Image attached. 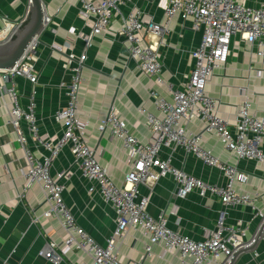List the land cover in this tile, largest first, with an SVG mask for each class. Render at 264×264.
<instances>
[{"label": "crops", "instance_id": "0c3cea01", "mask_svg": "<svg viewBox=\"0 0 264 264\" xmlns=\"http://www.w3.org/2000/svg\"><path fill=\"white\" fill-rule=\"evenodd\" d=\"M29 0H0V35L9 25H16L23 19ZM249 6L257 5L260 0H237ZM167 0H135L144 12L142 21L148 24L150 19L162 23ZM44 12L51 17L52 23L44 26L35 41V68L37 83L34 86V113L39 134L59 137L62 127L55 120L57 109L66 103L65 87L61 82L69 80L70 72L66 68L67 55L79 56L84 50L81 31L89 33L90 25L80 16V4L77 0H42ZM123 13L128 7L123 6ZM120 17L114 16L108 28L93 35L86 49L82 67V80L78 94V114L85 123V137L88 144L96 150L100 164L107 167L108 173L117 185H122L124 175L129 170L126 153L119 139H111L108 130L100 132L98 124L105 117L110 105H114L125 118L131 132L140 140L146 141L149 131L145 118L139 113L142 107L158 116L149 90L170 99L166 88L155 83L135 63L128 58L126 47L121 42ZM144 43L152 45L163 62L161 74L166 81L181 88L194 65L191 50L201 39L202 31L192 28V19L185 20L175 15L169 25V31L160 37L145 30L142 31ZM253 47L239 35L232 37L229 54L225 64L217 67L208 81L205 92L218 99V113L231 124L241 101V91L251 97V112L264 113V91L262 78L264 66L254 54ZM21 104H26L32 84L24 77H16ZM188 128L193 132H202L200 144L212 151L221 161L235 165L245 171L248 180L236 184L238 192H248L254 200L246 204L224 207L216 195L200 196L196 189L185 197L174 195L176 188L169 174L156 181L140 183V195L148 197L147 211L154 217L165 213L167 226L194 240H200L215 228L216 221L223 216L226 224H241L245 227L244 239L248 244L257 232L261 219L256 209L264 211V161L238 159L234 152L227 150L214 133L202 130V123L192 120ZM29 146L39 156L47 151L36 147L32 138ZM169 149H164L161 157H166ZM172 164L186 173L199 177L208 183L224 185L226 177L217 167L205 165L194 154L176 147L172 155ZM26 161L22 149L16 140V132L8 123V115L0 97V264H93L90 256L72 247L61 253L58 263L39 255V251L48 242L61 245L66 232L54 217L43 216L47 208L44 194L38 184H32L23 191L25 178L22 170ZM64 171L61 178L65 188L63 199L70 209L75 223L82 227L101 245L112 233L114 211L106 203L95 185L83 177L81 169L75 163L68 145H65L54 159L50 172L55 175ZM224 211V213L222 212ZM147 239L140 231L129 229L118 243L119 259L125 264L140 261L141 264H178L175 253L164 252L162 244L152 246L145 253ZM60 252L59 248H56ZM225 262V261H224ZM223 264V261H221ZM234 264H264V231L253 250L242 252Z\"/></svg>", "mask_w": 264, "mask_h": 264}, {"label": "built area", "instance_id": "2783aa9c", "mask_svg": "<svg viewBox=\"0 0 264 264\" xmlns=\"http://www.w3.org/2000/svg\"><path fill=\"white\" fill-rule=\"evenodd\" d=\"M80 4V16L90 31L80 34L84 50L79 56L72 52L67 55L65 65L70 72L69 80L61 82L65 87L66 103L55 111L54 117L62 127L59 137L39 134L34 111V86L37 83L35 68V42H33L16 64L10 69H0V97L8 115V123L16 132V140L23 151L26 168L22 170L25 178L23 191L32 184H38L44 194L47 208L43 216L54 217L66 232L61 245L48 242L39 251V255L58 263L61 253L72 247L90 256L93 264H125L119 259L118 243L129 229L138 230L147 239L145 253L152 246L161 243L164 252L175 253L178 264H221L228 260L234 250L246 244L245 227L241 224H226L223 216L216 221L215 228L203 239L194 240L167 226L165 213L157 217L147 211L148 197L140 195L138 185L156 181L159 177L171 175L175 181L174 195L185 197L196 189L200 196L216 195L224 207L246 204L254 200L248 192H238L236 184L246 183L248 175L235 165L227 164L215 156L211 150L200 144L202 132H193L188 128L192 120L202 123V130L214 133L220 143L235 153L238 159L264 161V113L251 112V97L246 89L241 91V101L237 107L233 122V132L229 121L218 113L219 101L205 92L206 85L217 67L225 64L229 54L232 37L239 35L253 47L254 54L264 66V0L249 6L237 0H167L164 7V20L158 23L150 19L144 24V12L135 0H77ZM128 7L123 13L122 7ZM179 15L185 20L192 19V28L201 29L199 44L191 50L194 65L181 88L166 81L162 74L163 62L152 45L144 43L142 31L160 37L169 31L172 18ZM114 16L120 17L119 35L126 47L128 58L155 83L163 85L170 99L149 90L155 108L160 116L140 107L139 113L145 118L149 131L146 141L137 138L127 126L126 120L110 105L105 117L100 119V132L108 130L111 139H119L126 153L129 170L124 175L122 185H117L108 173L107 167L100 164L96 150L85 137V123L79 118L78 94L82 80V67L86 49L93 35L105 31ZM44 26L52 19L44 12ZM15 25H9L0 40L5 38ZM262 78L264 91V75ZM16 77H24L32 84L28 101L21 104ZM32 138L36 147H42L46 154L37 156L28 144ZM68 145L75 163L81 169L83 177L96 185L102 199L114 211L115 227L106 244L101 245L82 227L75 223L74 217L66 205L62 191L65 188L61 178L64 171L52 175L50 172L54 159ZM176 147L194 154L205 165L217 167L226 177L224 185L208 183L199 177L186 173L172 164V155ZM164 149H169L166 157H161ZM224 213V211H222ZM262 220L264 211L256 209ZM59 248L60 252L56 251ZM130 264H141L133 261Z\"/></svg>", "mask_w": 264, "mask_h": 264}, {"label": "water", "instance_id": "95a60500", "mask_svg": "<svg viewBox=\"0 0 264 264\" xmlns=\"http://www.w3.org/2000/svg\"><path fill=\"white\" fill-rule=\"evenodd\" d=\"M44 9L42 0H29L25 16L20 20L10 33L0 40V69L12 68L18 59L27 50L29 45L36 41L44 28ZM38 51L35 49V55ZM264 231V218L252 240L237 248L231 257L223 264H234L237 257L244 251L255 248Z\"/></svg>", "mask_w": 264, "mask_h": 264}]
</instances>
